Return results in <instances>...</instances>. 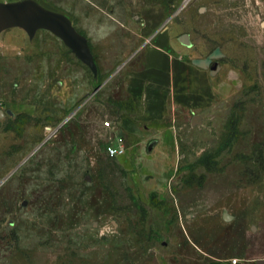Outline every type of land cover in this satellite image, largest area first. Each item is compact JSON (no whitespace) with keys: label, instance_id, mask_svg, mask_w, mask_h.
I'll use <instances>...</instances> for the list:
<instances>
[{"label":"rangeland","instance_id":"obj_1","mask_svg":"<svg viewBox=\"0 0 264 264\" xmlns=\"http://www.w3.org/2000/svg\"><path fill=\"white\" fill-rule=\"evenodd\" d=\"M184 2L145 0L174 66L141 98L109 79L156 45L129 0L33 3L82 49L0 33V264L264 258V0Z\"/></svg>","mask_w":264,"mask_h":264},{"label":"crops","instance_id":"obj_2","mask_svg":"<svg viewBox=\"0 0 264 264\" xmlns=\"http://www.w3.org/2000/svg\"><path fill=\"white\" fill-rule=\"evenodd\" d=\"M40 0H0V4L5 3H23V2H38ZM82 1V0H77ZM145 0H129V5L131 10L138 11V17L142 19L141 26V35L150 36L149 41L155 42L156 45L153 47H147L143 50L141 54H135L129 60L130 63L125 68V74L127 80L130 82V89L135 92L138 98L145 96L147 91L151 90V82H154L156 85H161L163 81H169V73L171 68L174 66L173 61L168 53V51L163 46V37L164 33L156 30L151 32L152 24L158 25V21L164 15L162 9L159 10V16L154 21L150 18L149 14H146ZM16 28V27H13ZM9 30V29H7ZM5 30V31H7ZM4 32V31H3ZM15 35L14 32H7ZM152 33V34H151ZM151 34V35H150ZM128 61V62H129ZM127 62V63H128ZM126 63V64H127ZM125 64V65H126ZM124 65V66H125ZM173 69V68H172ZM123 124L125 126H131L130 119H124ZM264 264V258L261 259H241L238 264ZM224 264H232L231 262Z\"/></svg>","mask_w":264,"mask_h":264},{"label":"water","instance_id":"obj_3","mask_svg":"<svg viewBox=\"0 0 264 264\" xmlns=\"http://www.w3.org/2000/svg\"><path fill=\"white\" fill-rule=\"evenodd\" d=\"M190 0H185L180 9L184 8ZM179 9V10H180ZM13 27H23L29 32H35L39 29H48L55 33L57 36L61 37L68 43L74 45L77 49H82L84 46V39L81 34H79L67 21V19L51 10L43 9L33 3L23 2V3H5L0 4V33L4 30ZM133 53L110 77L111 79L115 76L121 68L132 58ZM102 86V85H101ZM99 86L95 91L97 92ZM74 116L71 114L66 121ZM65 121V122H66ZM45 143V142H44ZM43 143V144H44ZM42 145V144H41ZM41 145L33 151V153L28 157L30 158ZM27 158V159H28ZM25 159V161L27 160ZM24 161V162H25ZM23 162V163H24ZM14 173V172H13ZM11 173L7 178H5L0 186L13 174ZM260 264V263H259Z\"/></svg>","mask_w":264,"mask_h":264},{"label":"built area","instance_id":"obj_4","mask_svg":"<svg viewBox=\"0 0 264 264\" xmlns=\"http://www.w3.org/2000/svg\"><path fill=\"white\" fill-rule=\"evenodd\" d=\"M106 126H111L110 121H106ZM107 153L111 157H123L127 153L126 146L120 137H116L107 147ZM239 258L232 259V264H238Z\"/></svg>","mask_w":264,"mask_h":264}]
</instances>
